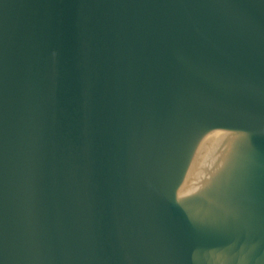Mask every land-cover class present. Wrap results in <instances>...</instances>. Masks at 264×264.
Returning a JSON list of instances; mask_svg holds the SVG:
<instances>
[{"label": "water", "instance_id": "water-1", "mask_svg": "<svg viewBox=\"0 0 264 264\" xmlns=\"http://www.w3.org/2000/svg\"><path fill=\"white\" fill-rule=\"evenodd\" d=\"M0 264H264V0H0Z\"/></svg>", "mask_w": 264, "mask_h": 264}]
</instances>
